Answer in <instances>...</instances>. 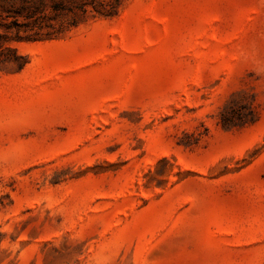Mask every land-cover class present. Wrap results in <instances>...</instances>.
<instances>
[{
  "label": "rangeland",
  "instance_id": "1",
  "mask_svg": "<svg viewBox=\"0 0 264 264\" xmlns=\"http://www.w3.org/2000/svg\"><path fill=\"white\" fill-rule=\"evenodd\" d=\"M89 1L0 28V264H264V0Z\"/></svg>",
  "mask_w": 264,
  "mask_h": 264
},
{
  "label": "trees",
  "instance_id": "2",
  "mask_svg": "<svg viewBox=\"0 0 264 264\" xmlns=\"http://www.w3.org/2000/svg\"><path fill=\"white\" fill-rule=\"evenodd\" d=\"M48 1L53 2L51 6ZM73 1L77 4L70 8L62 0H0V8L6 17L13 19L8 23H0V28L15 29L18 34L21 31L38 33L37 31L46 29L47 36L57 37L78 27L89 17L114 15L116 7H107L103 3L94 4L89 0ZM26 64L16 49H9L8 52L5 49L0 50V68L22 69Z\"/></svg>",
  "mask_w": 264,
  "mask_h": 264
}]
</instances>
